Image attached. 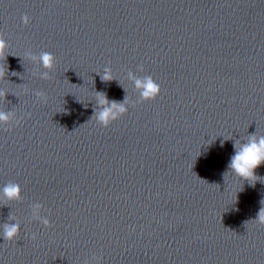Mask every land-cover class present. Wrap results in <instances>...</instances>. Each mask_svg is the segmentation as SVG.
<instances>
[{
    "label": "water",
    "instance_id": "95a60500",
    "mask_svg": "<svg viewBox=\"0 0 264 264\" xmlns=\"http://www.w3.org/2000/svg\"><path fill=\"white\" fill-rule=\"evenodd\" d=\"M0 31V110L23 117L0 123V264H264V164L254 185L228 168L264 134V0H0ZM29 51L54 54L51 79ZM128 71L159 96L140 101ZM97 91L129 97L108 127ZM10 181L21 201L2 199Z\"/></svg>",
    "mask_w": 264,
    "mask_h": 264
},
{
    "label": "clouds",
    "instance_id": "9594fccd",
    "mask_svg": "<svg viewBox=\"0 0 264 264\" xmlns=\"http://www.w3.org/2000/svg\"><path fill=\"white\" fill-rule=\"evenodd\" d=\"M22 21L25 25L30 23V17L28 14L22 16ZM7 41L4 39V33L0 31V57H3L6 60L4 55L5 49L7 48ZM26 55L29 59L34 62H37L42 68L47 69L48 71L34 73L38 75L40 79L48 80L51 79V70L55 65V56L53 53L42 51L39 55L32 53L31 51L27 52ZM139 70L143 71V65L139 66ZM102 81L107 82L114 80L112 68L106 66L103 72L98 73ZM7 75V69L0 68V79L5 78ZM15 75V72L12 73ZM127 78L131 80L135 86V89L139 93V100H154L161 93V85L151 76H137L134 72L128 71ZM127 91V90H126ZM6 90H0V97L4 99L7 96ZM38 100L47 102V95L42 90H37L35 92ZM96 107L92 117H95L97 122L104 127L110 126V124L119 119L122 115L127 113L129 97L126 95L123 101L109 100L106 93L103 91L96 92ZM85 107H87L85 105ZM31 115V113H27ZM23 117L17 119L16 113L12 110H0V123L5 125L11 124L15 121L16 124H19ZM234 155L231 156L228 168L230 171L244 179L249 181L253 185L252 181L255 178H260L256 174V169L264 164V134L252 133L243 139H238L234 143ZM258 179H255V182ZM2 199L7 201H21L22 197V187L17 182H8L2 190ZM261 208L255 218L257 223L264 224V199L260 201ZM31 208V217L34 220L40 221L45 226H51V220L47 216L41 214L44 205L40 202H36L30 205ZM16 221V222H12ZM2 237L5 241H14L21 232V224L16 220L14 215H10L8 222L3 223L2 225ZM37 238L36 233L32 234V239ZM101 258L98 256H93L91 260H86L85 264H93V261H99Z\"/></svg>",
    "mask_w": 264,
    "mask_h": 264
}]
</instances>
